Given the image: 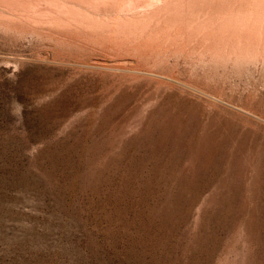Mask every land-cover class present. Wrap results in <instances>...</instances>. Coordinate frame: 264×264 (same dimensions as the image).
Instances as JSON below:
<instances>
[{
    "label": "rangeland",
    "instance_id": "374dc122",
    "mask_svg": "<svg viewBox=\"0 0 264 264\" xmlns=\"http://www.w3.org/2000/svg\"><path fill=\"white\" fill-rule=\"evenodd\" d=\"M168 2L5 16L0 264H264V0Z\"/></svg>",
    "mask_w": 264,
    "mask_h": 264
},
{
    "label": "bare ground",
    "instance_id": "6f19581e",
    "mask_svg": "<svg viewBox=\"0 0 264 264\" xmlns=\"http://www.w3.org/2000/svg\"><path fill=\"white\" fill-rule=\"evenodd\" d=\"M120 1L123 0H87V5L91 4L94 6V9H88V11L90 13H96L95 9L99 8L97 3H100L109 8V13H105L108 16L106 18L109 22H134L139 19L145 21L147 18L144 17L153 14L154 16H160L158 19H164L161 14L163 12L160 11V8H166L171 4L168 2L169 0H151V2L139 0L137 5H133L134 9H131ZM50 3L51 0H0V28L5 27L3 23L6 15L14 24L22 22L30 27H34V29L39 21L49 22L51 13H57L55 16L67 18L62 15V13H67L65 8H56L57 11H52ZM118 8H122L123 10L119 11ZM121 16L124 17L122 18ZM225 19L223 18L221 22L214 20L213 23L217 25L218 29H222ZM157 20L154 22L155 24L158 23ZM194 21L195 19L190 24L198 27V21ZM191 28L193 29V27Z\"/></svg>",
    "mask_w": 264,
    "mask_h": 264
}]
</instances>
